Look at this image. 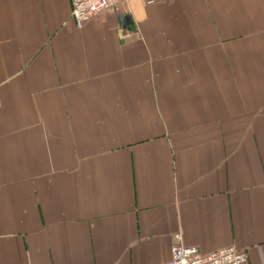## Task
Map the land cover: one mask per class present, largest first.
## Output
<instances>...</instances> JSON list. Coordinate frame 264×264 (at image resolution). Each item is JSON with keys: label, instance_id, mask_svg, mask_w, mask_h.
<instances>
[{"label": "crops", "instance_id": "1", "mask_svg": "<svg viewBox=\"0 0 264 264\" xmlns=\"http://www.w3.org/2000/svg\"><path fill=\"white\" fill-rule=\"evenodd\" d=\"M71 7L0 0V264H264V0Z\"/></svg>", "mask_w": 264, "mask_h": 264}, {"label": "built area", "instance_id": "2", "mask_svg": "<svg viewBox=\"0 0 264 264\" xmlns=\"http://www.w3.org/2000/svg\"><path fill=\"white\" fill-rule=\"evenodd\" d=\"M71 18L80 29L86 22L102 12H115L121 5L131 0H70ZM171 246L170 258L163 264H249L248 256L233 247H226L214 252L201 254L196 247L184 246L179 236Z\"/></svg>", "mask_w": 264, "mask_h": 264}, {"label": "water", "instance_id": "3", "mask_svg": "<svg viewBox=\"0 0 264 264\" xmlns=\"http://www.w3.org/2000/svg\"><path fill=\"white\" fill-rule=\"evenodd\" d=\"M121 23L123 22V20L120 21Z\"/></svg>", "mask_w": 264, "mask_h": 264}]
</instances>
